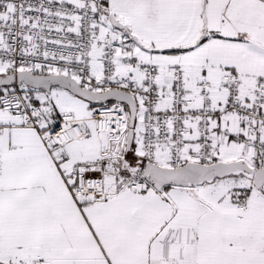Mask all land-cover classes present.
<instances>
[{"label": "snow or ice", "instance_id": "1", "mask_svg": "<svg viewBox=\"0 0 264 264\" xmlns=\"http://www.w3.org/2000/svg\"><path fill=\"white\" fill-rule=\"evenodd\" d=\"M0 264H264V0H0Z\"/></svg>", "mask_w": 264, "mask_h": 264}]
</instances>
